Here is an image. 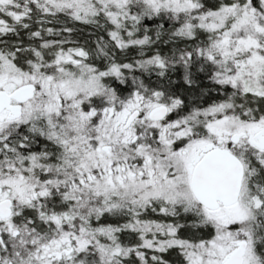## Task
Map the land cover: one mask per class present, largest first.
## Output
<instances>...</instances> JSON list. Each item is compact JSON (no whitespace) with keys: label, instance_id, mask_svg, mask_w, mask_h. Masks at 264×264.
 Masks as SVG:
<instances>
[{"label":"snow or ice","instance_id":"obj_1","mask_svg":"<svg viewBox=\"0 0 264 264\" xmlns=\"http://www.w3.org/2000/svg\"><path fill=\"white\" fill-rule=\"evenodd\" d=\"M0 264H264V0H0Z\"/></svg>","mask_w":264,"mask_h":264}]
</instances>
